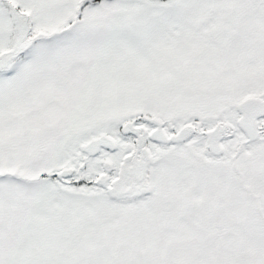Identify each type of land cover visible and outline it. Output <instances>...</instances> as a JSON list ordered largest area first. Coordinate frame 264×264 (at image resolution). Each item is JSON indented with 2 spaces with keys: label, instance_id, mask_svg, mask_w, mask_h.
Segmentation results:
<instances>
[{
  "label": "snow or ice",
  "instance_id": "1",
  "mask_svg": "<svg viewBox=\"0 0 264 264\" xmlns=\"http://www.w3.org/2000/svg\"><path fill=\"white\" fill-rule=\"evenodd\" d=\"M0 264H264V0H0Z\"/></svg>",
  "mask_w": 264,
  "mask_h": 264
}]
</instances>
